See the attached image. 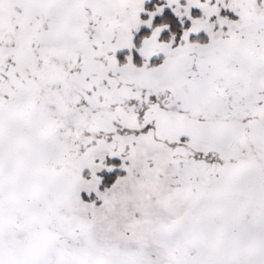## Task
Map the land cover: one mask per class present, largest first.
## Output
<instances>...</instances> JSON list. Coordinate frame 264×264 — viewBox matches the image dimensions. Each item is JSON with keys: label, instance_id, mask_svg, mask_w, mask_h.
<instances>
[{"label": "snow or ice", "instance_id": "1", "mask_svg": "<svg viewBox=\"0 0 264 264\" xmlns=\"http://www.w3.org/2000/svg\"><path fill=\"white\" fill-rule=\"evenodd\" d=\"M0 264H264V0H0Z\"/></svg>", "mask_w": 264, "mask_h": 264}]
</instances>
